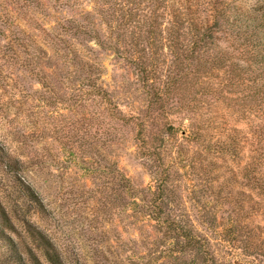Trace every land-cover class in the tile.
Listing matches in <instances>:
<instances>
[{
	"label": "trees",
	"instance_id": "trees-1",
	"mask_svg": "<svg viewBox=\"0 0 264 264\" xmlns=\"http://www.w3.org/2000/svg\"><path fill=\"white\" fill-rule=\"evenodd\" d=\"M49 1L0 0V35L9 39L0 53L16 60L26 51L28 61L40 60L45 82L68 86L81 114L92 117L91 127L107 119L111 147L117 131L130 132L154 184L139 188L125 176L121 180L125 210H133L141 229L139 259L144 264H233L218 257L212 233L220 235L221 215L238 223L237 209L191 210L175 185L182 170L175 166L194 167L188 153L196 145L242 161L247 137L228 128L221 104L229 118L232 110L236 114L233 121L253 118L255 133L264 132V4L245 9L234 0H54L53 6ZM49 7L65 11L64 17L50 30L27 32L35 13L48 15ZM92 45L135 69L146 96L143 106L133 104L130 114L121 109L103 86ZM255 152L238 166L239 175L251 192L264 197V154ZM29 196L39 202L33 192ZM13 229L1 210L0 241L8 243L6 232ZM26 229L40 252L29 251V264H43L40 257L65 264L44 233L32 225ZM242 251L252 257L248 264H264V241ZM11 253L16 264H25L15 248Z\"/></svg>",
	"mask_w": 264,
	"mask_h": 264
},
{
	"label": "rangeland",
	"instance_id": "rangeland-1",
	"mask_svg": "<svg viewBox=\"0 0 264 264\" xmlns=\"http://www.w3.org/2000/svg\"><path fill=\"white\" fill-rule=\"evenodd\" d=\"M234 1L245 9L264 4V0ZM51 2L53 6L55 1ZM48 12H36V22L32 29L26 27L27 32L37 35L35 29L50 30L65 15L51 7ZM8 40L0 35V47ZM92 46L96 62L103 68V86L121 109L130 114L133 104L143 106L146 96L135 69L112 51ZM23 52L16 60L0 53V211L14 225L6 232L8 243L0 241V264H16L11 248L29 264V251L37 249L27 234L28 225L54 243L65 264H144L139 259L143 249L137 244L140 225L133 210H125L121 180L125 176L139 188L154 184L132 135L117 131L111 147L105 138L107 119L100 118L91 127L92 117L81 114L69 87L63 89L54 79L47 84L41 61L34 58L30 62L27 58L31 56ZM220 110L228 128L247 137L239 154L243 162L233 153L216 155L210 147L207 151L190 146L188 156L195 159V166L176 165L182 170L176 174L175 185L193 211L237 209L238 216L233 218L237 217L238 223L221 215V233H212V238L221 260L248 264L252 257L242 248L264 241V197L246 187L238 166L247 162L253 150L257 156L264 154V132L255 133L251 127L255 128L258 120L235 122L233 110V119L225 104ZM29 192L39 202L32 200ZM222 197L228 200L222 201Z\"/></svg>",
	"mask_w": 264,
	"mask_h": 264
}]
</instances>
